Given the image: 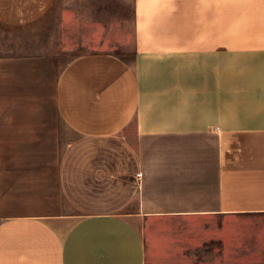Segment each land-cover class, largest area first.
<instances>
[{
	"label": "crops",
	"instance_id": "1",
	"mask_svg": "<svg viewBox=\"0 0 264 264\" xmlns=\"http://www.w3.org/2000/svg\"><path fill=\"white\" fill-rule=\"evenodd\" d=\"M54 2L0 0L2 32L30 37ZM133 9L132 62L86 53L56 80L57 115L80 139L52 163L49 191L17 198L15 164L0 162V205L45 206L0 215V264H151L176 224L185 229L167 251H188L184 264H264V0ZM47 63L0 57V155L53 129L42 109ZM51 186L79 213H58Z\"/></svg>",
	"mask_w": 264,
	"mask_h": 264
},
{
	"label": "rangeland",
	"instance_id": "2",
	"mask_svg": "<svg viewBox=\"0 0 264 264\" xmlns=\"http://www.w3.org/2000/svg\"><path fill=\"white\" fill-rule=\"evenodd\" d=\"M2 30L0 27V57L27 54L31 58H42L43 61L48 59L47 69L43 71L46 82L45 84L41 82L42 89L45 86V91H41V96L43 114L51 117L53 129L48 132L47 137L41 139H16L13 146L15 154L0 155V162L11 165L13 161L15 164V185L19 194L17 198L27 197L36 200L37 194L46 188L48 192L51 181L57 178L56 175H51L57 168V164L53 166L52 163H58L68 148L80 139L57 115L54 102L56 80L63 68L86 53L109 52L132 62L135 37L133 0H55L53 7L32 26L30 37L20 35L18 31L5 33ZM36 79V76H32L30 87ZM11 86L14 88V81ZM47 169L48 178L44 176ZM51 188L52 194L48 199L58 202L54 204L58 213L67 215L79 213L77 207L65 196L60 200L61 196L59 191L56 195L55 186ZM56 198L58 200H53ZM47 206L48 209L51 208L50 204ZM44 208L45 206L40 204H29L26 200L21 203L18 200L14 204L0 205V215L41 212ZM176 225L169 228L168 233L165 230L161 239L155 242L156 249L160 252L155 260H151V264H184V257L188 251L170 254L167 251L171 246L169 236L174 233L182 234L185 229L181 224ZM180 229L182 231H176ZM231 231L232 225L229 224L225 225L222 232V235L226 233L230 235L225 242L229 245L232 241ZM179 240L180 247L186 244L185 238L180 237ZM151 243L149 233V249L153 251ZM171 243H174L173 239ZM172 247L174 248L173 245ZM200 257L203 258L205 255L194 258L197 259L194 264H199ZM205 259L210 260L207 256Z\"/></svg>",
	"mask_w": 264,
	"mask_h": 264
},
{
	"label": "built area",
	"instance_id": "3",
	"mask_svg": "<svg viewBox=\"0 0 264 264\" xmlns=\"http://www.w3.org/2000/svg\"><path fill=\"white\" fill-rule=\"evenodd\" d=\"M138 177L140 178V177H141V175H138Z\"/></svg>",
	"mask_w": 264,
	"mask_h": 264
}]
</instances>
